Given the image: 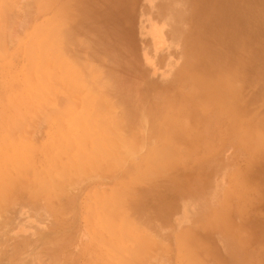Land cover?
<instances>
[{
	"label": "rangeland",
	"instance_id": "obj_1",
	"mask_svg": "<svg viewBox=\"0 0 264 264\" xmlns=\"http://www.w3.org/2000/svg\"><path fill=\"white\" fill-rule=\"evenodd\" d=\"M36 1L0 0V264H123L121 244L138 248L126 256L131 264H188V233L201 239L200 264H264V183L254 178L264 167V131L254 127L261 111L239 116L238 101L212 102L218 82L192 84V0ZM63 17L77 20L78 37H95L92 48L81 46L88 60L120 58L122 106L111 117L93 113L102 87L68 54L75 31H58ZM194 102L203 104L194 111ZM133 111L141 113L134 129ZM174 158L178 174L143 208L157 238L144 224L127 242L114 237L104 204L135 185L142 196L149 163ZM142 237L151 240L144 251Z\"/></svg>",
	"mask_w": 264,
	"mask_h": 264
},
{
	"label": "bare ground",
	"instance_id": "obj_2",
	"mask_svg": "<svg viewBox=\"0 0 264 264\" xmlns=\"http://www.w3.org/2000/svg\"><path fill=\"white\" fill-rule=\"evenodd\" d=\"M30 4H32V2ZM1 6L4 7L3 5ZM190 9L191 18L187 20L185 32H188L190 35V37L188 35V41L186 42L188 43V60H192V66L194 67L188 74L189 77H192V84L200 81L202 78L207 83L218 82V89L214 92L216 99L212 102L217 103L219 100H226L228 103H234L238 101L232 105L233 110L239 116H242L244 110H247L249 113L254 107H257L261 113L258 116L259 121L254 127L256 128L261 124V128L264 131V0H192ZM14 14L16 13L14 12ZM80 19H82V16ZM63 20L65 24L63 26L61 25L58 31H67L70 33L75 31L72 37L67 38L66 40V47L68 46L69 52H65H68V54L71 52L72 54L70 56L74 59L73 61H76L77 63V60H80L78 61V64L85 65V75L88 77H85L86 79H95V83L100 84L102 87L103 98L95 100L92 104V108L95 107L93 110L97 109L101 110V112L103 110V112L106 113V116L110 115L111 117L112 109L113 111L119 110L122 106L118 104L120 96L123 95V90L121 89L122 77L120 74L118 75L120 58L119 56L114 55L112 58L107 56V59L102 55V53L97 54L98 56H101L99 59V65L92 59L88 60V55L82 52L81 46L92 48L93 43L97 44V42L93 41L95 37L92 40L89 37H78L77 35L85 34L84 31L77 32V29L79 28V26L76 25L77 20L72 17H63ZM123 33H125V31H123ZM102 41L103 38L100 35L98 43H101ZM91 58H95V56L92 54ZM108 60L111 63H109ZM88 62H91V65H88ZM27 64L30 65L31 63ZM82 73L84 74L85 72ZM95 73H98L99 75L95 76ZM110 81L114 83L111 86H107ZM116 85H118L119 89H116ZM192 89H194V87H192ZM199 90L201 91L203 89L200 88ZM199 90L194 91L199 92ZM240 102L242 103L241 110L238 107ZM202 104V102H194L191 109L196 111L202 106ZM235 104L237 105V108ZM89 110L90 109H88L87 112H89ZM95 110L93 113H96ZM90 112H92V109ZM140 114L141 113L139 111L132 112V129L135 128V124L140 123ZM101 115H103V113ZM85 122L88 123L87 121ZM106 123H108V121H106ZM106 123L102 125L105 126L107 125ZM109 123H111V121ZM87 125L90 126V124ZM122 126L124 130L127 128L126 123ZM113 128L115 127L113 126ZM102 132H107V130H102ZM109 135L112 136L113 133H108L107 136ZM107 136L105 135V137ZM97 137L98 135H96V138ZM98 138L100 139V137ZM102 142L107 143L106 140ZM102 142L100 145L103 146L104 143ZM126 142H128V140L124 143L126 144ZM97 146L95 145V147ZM81 148L84 149L82 150L83 152L86 151L85 147L83 148V146H80V150ZM118 151L122 154L121 150ZM115 152L117 153V151ZM120 154L118 157L116 155L114 156L119 158V161L125 157ZM106 156L109 157V155ZM90 157L93 158L92 156ZM85 163L86 162L81 164L80 167L82 168ZM180 163L181 161L178 160V158L172 159L167 163V165H160L156 164V162L152 163L151 161L148 165V185L146 190L143 191L142 196L138 194L136 185L133 189H126L119 193L116 191V194L119 196L115 197L108 204H104V214L102 213L104 222L103 226H105L114 237L120 239L122 242H127L126 240L132 232H137L144 226L147 228L144 230L146 234L147 231H151V235L155 236L154 231L156 232L157 229L152 227V222L144 220L146 218V214L144 213L143 208L148 202H153L154 204L158 203L157 199L160 197V187L167 182L169 177H171L170 175L175 176L178 174ZM89 164L92 165L90 162ZM172 165L174 175L170 171ZM257 166L258 170L257 174L254 175V178L258 179L260 183H264V177L261 175L264 167L259 165ZM140 182L141 180L137 179V183ZM225 205L221 207L222 212H224ZM157 213L158 210L155 209L153 214ZM221 217L222 219L219 222H214L219 228L223 227L222 221L224 219V215L222 214ZM143 224L144 226H142ZM147 224H150L151 227ZM192 235H194L193 238ZM240 235L241 237L239 238L244 239L240 241V246L244 248V245H247L245 237L242 233ZM155 238L157 237L155 236ZM147 239L142 237L143 241H140L142 251L146 250L144 247L147 246L148 248V244L151 241L149 239L148 241ZM200 243L201 239L198 238L196 234L191 233H188L182 241V244L184 245L182 258L188 264H200L202 259V252L199 249ZM195 246L197 247V252ZM117 247H115V253L120 261L123 264H131V262H129V257L126 256L137 255L138 248H128L123 244Z\"/></svg>",
	"mask_w": 264,
	"mask_h": 264
}]
</instances>
